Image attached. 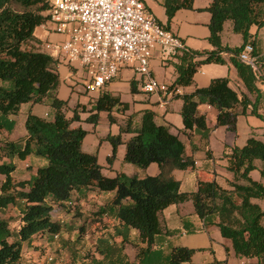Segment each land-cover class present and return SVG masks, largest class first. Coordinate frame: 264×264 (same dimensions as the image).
Wrapping results in <instances>:
<instances>
[{
  "label": "trees",
  "instance_id": "1",
  "mask_svg": "<svg viewBox=\"0 0 264 264\" xmlns=\"http://www.w3.org/2000/svg\"><path fill=\"white\" fill-rule=\"evenodd\" d=\"M192 2L163 0L167 24L177 10L192 8ZM48 9V0H0V129H12L13 123L8 117L16 115L22 103H46L53 112L52 119L28 112L24 137L0 140V210L22 202L18 228L10 227L11 217L0 218V264H19L24 244L40 246L42 241L57 239L64 224L52 217V213L66 210L72 193L82 188L113 193L98 214L110 215L122 225L137 230L140 241L145 243L137 250V264L143 263V255L161 233L159 213L185 201H191L195 214L206 224L215 218L213 223L223 237L230 239L237 256L255 257V264H264V210L251 201L264 199V185L249 176L255 161L259 160L260 175L264 178V132L262 139L252 135L244 145L234 146L225 154L226 167L233 173V179L228 181L230 188L221 187L214 179L198 180L194 191L183 192L172 172L193 167L195 160L186 153L184 143L171 132L170 125L157 124L153 111L144 110L135 126L131 127L127 120L119 134L106 136L112 147L107 162L111 164L117 146L123 143L125 162L139 169L155 162L158 174L103 175L96 153L85 152L80 147L86 130L71 127L72 121L79 119L75 109L73 116L67 117V101L57 96L58 60L33 45L38 42L34 29L48 21ZM205 9L210 13L208 42L212 48H187L178 53L173 64L176 76L168 87L191 85L201 64L225 63L222 54L228 53V61L246 89V93H238L230 87L227 78H213L208 85L180 95L183 132L193 131L206 139L209 128L205 115L197 112L199 104L216 108L215 124L231 132L235 131L240 114H252L264 121V115L257 111L258 103H264V91L256 85L257 81L264 84V47L259 49L249 32L252 25L264 26V0H212ZM227 20L231 21L233 32L241 35V45L222 44L220 34ZM247 43L253 46L251 54L256 57L259 75L238 58ZM120 106L124 109L127 104L117 96L102 92L89 110L95 113L87 121L95 124L98 112L105 111L112 122L110 112ZM249 106L251 109L247 111ZM123 132L131 135L123 140ZM27 156L46 163L30 179L13 181V160ZM95 250L99 257H90L87 264H131L122 248L114 243L97 242ZM194 252L193 248L173 246L165 264L190 262Z\"/></svg>",
  "mask_w": 264,
  "mask_h": 264
},
{
  "label": "crops",
  "instance_id": "2",
  "mask_svg": "<svg viewBox=\"0 0 264 264\" xmlns=\"http://www.w3.org/2000/svg\"><path fill=\"white\" fill-rule=\"evenodd\" d=\"M211 1L193 0L192 8L177 10L168 24L163 0H143V3L161 24L166 25L169 30L183 40L187 48L209 50L212 48L208 42L210 13L205 8L209 6ZM249 32L256 39L258 48L263 50L264 26L252 25ZM34 36L38 42L33 43V45L58 60L60 85L57 96L67 101V117H72L75 109L79 119L73 120L71 127L80 126L86 130L82 139L83 151L96 153L97 161L102 166L101 171L107 177H113L117 174H137L140 177L158 174L159 168L155 162L150 163L145 169H139L133 164L125 162L123 160L125 150L123 143L117 146L115 158L111 164L107 162L112 147L106 140V136L119 134L120 127H124L127 120H130L131 127L135 126L144 110L153 111L154 121L157 124L170 125L171 132L178 135L185 145L186 153L192 155L195 160L193 167L173 170L172 172L174 178L180 182V190L183 192L194 191L198 180L214 179L221 187L230 188L228 181L233 179V173L226 167L225 154H228L234 146L244 145L247 138L252 135L257 139L263 138L264 121L259 117L252 114L238 115L236 129L231 132L226 130L224 126L215 124L217 110L208 104L197 106V112L206 117V124L209 128L208 137L205 139L193 131L183 132L180 95L190 93L196 87L208 85L213 78H227L230 87L235 91L246 93L243 82L238 77L234 66L228 61L230 55L228 53L222 54L226 60L225 63L201 64L193 75V83L188 86H178L177 94L162 105L161 100L164 98L162 91L145 92L142 89L139 74L130 67H123L118 76L107 83L101 91H88L81 84L71 85L68 78L72 71L64 53H56L43 48V44L47 41L58 42L63 37L52 30L50 22L37 26L34 29ZM220 36L223 45L235 47L242 43L241 35L233 32L232 23L229 20L224 22ZM176 61L177 59L174 57L161 61L156 49L150 61L152 76L160 84L170 85L176 76L173 66ZM256 85L261 91H264L263 83L257 81ZM102 92H108L119 97L121 102L127 104V107L124 109L121 106L114 107L110 112L113 118L112 122L109 121L107 112L100 111L98 112V121L92 124L87 121V117L95 113V110H89ZM250 109L249 106L247 111ZM257 111L264 115V103L262 101L258 103ZM28 112L46 119L53 117V112L46 103H22L19 112L8 117L13 123L12 129L10 131L0 129V140H16L24 137L26 135L25 120ZM130 135L128 132H123L121 137L125 140ZM13 162L15 164V170L11 174L13 181L30 179L36 173L37 168L46 163L45 160L33 156H27L22 160L15 159ZM260 167L261 162L256 160L255 168L250 171L249 176L264 185V178L260 175ZM1 180H4L3 176H1ZM112 196V192H102L94 188H82L74 191L71 195L72 201L70 204H66L67 209L52 213V217L59 219L64 224L59 237L48 242L42 241L40 246L24 244L19 264H70L72 261V264H87L90 257H99L95 250V243L100 241L120 246L127 261L131 264H137V250L145 245L140 241L137 230L122 225L110 215L98 214L99 209L106 206ZM251 201L257 203L264 210V199L255 198ZM21 205L22 202H19L9 205L2 211L0 210V218L17 216L16 228H18L21 224L19 218ZM212 221L214 222L215 218ZM213 222L206 224L203 219L199 218L194 212L191 201L166 207L159 213L161 233L157 234L155 243L143 255V263L141 264H165L168 253L173 246L195 249L190 262H183L182 264H215V262L217 264L218 261L222 260L228 264H255L257 262L255 257L237 256L230 239L223 237ZM200 230H203L208 236L210 249H212L213 244H216L217 249H212L210 253H207L204 251L205 245L194 243L193 236H196L195 233ZM201 250L203 253H200Z\"/></svg>",
  "mask_w": 264,
  "mask_h": 264
},
{
  "label": "built area",
  "instance_id": "3",
  "mask_svg": "<svg viewBox=\"0 0 264 264\" xmlns=\"http://www.w3.org/2000/svg\"><path fill=\"white\" fill-rule=\"evenodd\" d=\"M52 30L63 38L46 42L44 49L64 53L71 74L68 81L88 91H101L123 67L139 74L147 93L162 91L161 104L177 94L178 87L160 84L151 74L150 61L157 49L161 61L187 49L183 40L161 24L142 0H48ZM247 43L238 58L256 75L259 67ZM51 258L49 257V260ZM217 264H228L219 261Z\"/></svg>",
  "mask_w": 264,
  "mask_h": 264
},
{
  "label": "rangeland",
  "instance_id": "4",
  "mask_svg": "<svg viewBox=\"0 0 264 264\" xmlns=\"http://www.w3.org/2000/svg\"><path fill=\"white\" fill-rule=\"evenodd\" d=\"M87 112H89V111H87ZM20 115L22 117V114H20ZM26 117H27V115H26ZM80 147L83 150V148H82L83 147V140L81 141ZM12 220L13 221H11V228L14 229V228H16V225L18 224V221H17L18 217L17 216H13ZM195 235L196 236H193V239H195L194 243L195 244H200V245H205L204 251H207V253H210L212 249H215L217 247L216 244H213L212 245V249H210L209 242H208V236H206V233H204L203 230L198 231L197 233H195ZM187 238H189V236H187ZM200 253H203V250H201Z\"/></svg>",
  "mask_w": 264,
  "mask_h": 264
}]
</instances>
